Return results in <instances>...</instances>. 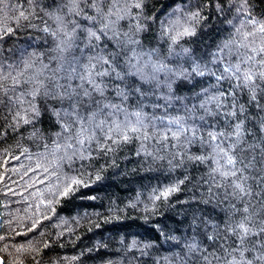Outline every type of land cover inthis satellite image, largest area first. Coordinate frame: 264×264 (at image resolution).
Wrapping results in <instances>:
<instances>
[{
    "label": "trees",
    "instance_id": "obj_1",
    "mask_svg": "<svg viewBox=\"0 0 264 264\" xmlns=\"http://www.w3.org/2000/svg\"><path fill=\"white\" fill-rule=\"evenodd\" d=\"M130 2L121 0L119 14ZM111 3L100 6L108 12ZM79 7L81 15L69 12L68 0H0V75H8L0 90V257L5 264H264L259 259L264 255V81H255L259 88L252 100L250 88L236 87L240 82L234 77L216 78L238 57L254 55L251 49L264 45L257 35L244 41L247 48L233 44L231 53L220 52L224 42L238 44L243 33L253 31L244 21L264 23V0H143L142 8L132 7L131 15L116 25L120 43L109 32L90 44L87 30L99 33V17L90 21L86 17L96 16L95 10L83 2ZM137 24L143 31L135 33ZM185 27L194 35L173 44L171 37ZM8 28L12 31L5 35ZM73 28L76 32L66 35ZM124 33L139 44L123 43ZM134 51L142 55L140 65L148 59L144 54L153 53L154 62L173 71L157 74L160 86L142 82L129 74ZM100 56L111 60L115 71L95 78L105 86L103 98L92 94L101 104L84 98L79 112L86 134L95 139L83 146L73 140V149L57 151L55 144L63 145L65 139L56 134L60 123L72 121L64 116L72 111V102L45 97L43 89L35 100L28 93L36 82L50 91L58 84L60 91L82 93L80 78L91 64H96L95 72L109 67L95 59ZM196 64L205 75L192 72ZM181 71L185 75L177 77ZM18 73L22 83L13 85L11 77ZM120 91L125 95L118 96ZM213 96L222 101L220 107L207 102ZM29 101L38 116L26 115ZM108 104L118 107H103ZM17 112L34 118L18 124ZM55 112H60V122ZM92 112L97 114L89 120ZM80 126L74 124L73 134ZM181 126L188 131L173 138ZM132 127L139 131H130ZM209 132L224 135L212 142ZM124 134L130 137L126 142ZM217 143L234 165L226 163ZM74 149L80 151L73 155ZM72 177L88 187L62 197ZM172 185L179 190L154 199ZM241 223L250 229L242 246ZM133 241L135 248L130 247ZM21 247L25 251L18 252Z\"/></svg>",
    "mask_w": 264,
    "mask_h": 264
},
{
    "label": "snow or ice",
    "instance_id": "obj_2",
    "mask_svg": "<svg viewBox=\"0 0 264 264\" xmlns=\"http://www.w3.org/2000/svg\"><path fill=\"white\" fill-rule=\"evenodd\" d=\"M85 3L87 7L92 8L95 10V12L97 13L96 16H88L86 17V19L90 20V21H97V18L99 17V23H100V28H99V33L96 30H93L91 28H89L87 30V39L89 41V43L91 44V42L93 40L99 41L101 39V36H107L109 32L112 33V36L110 38H117V42L120 43L119 41V36L120 33L116 30V25L119 23V21L129 17L131 15V8L134 7L136 9H140L142 8L143 5V0H131V2L127 5L126 9L124 10V13L121 15L120 13V5H121V0H112L111 5L109 6L108 12H104L103 9L101 8V3H107L108 0H68V5H69V12L75 13L76 15H81L82 14V9H80L79 5L80 3ZM246 8V5H245ZM21 17H24V13L20 14ZM198 14L193 13V16H196ZM59 19V18H58ZM245 25H251V27L253 28V31L250 32H245L243 33V39L237 44V41L235 40H229L224 42L223 47L220 49V52L223 53L224 49H228L229 53L232 52V45L236 44L237 49L239 48H247L249 47V45L247 43H245L244 41H247L249 37H256L257 35H260L261 40H264V23H261L259 21H256L254 19H248L246 21L243 22ZM173 25H178L179 22L178 21H174L172 22ZM76 27H79V25H77ZM174 29L172 27L169 28V34H171V32ZM12 31L11 28H8L4 34H8ZM45 31H47V29H45ZM143 31V25L141 24H137L135 26V33H139ZM76 32V28L72 29V33H66V35H73ZM237 33H240V29H237ZM53 35L55 36L56 33H53ZM194 35V31L190 28V27H185L183 28L181 31H177L175 35H173L171 37L172 39V43L175 44L179 38L183 37V36H192ZM124 37H126V40L123 41V43H125L126 45H137L139 44V41L136 39H133L131 36H129L128 33H124ZM254 43V41H253ZM155 50H153L154 53ZM185 52H187L188 50L185 49ZM251 51L254 53V55H245L244 58H237V63L234 65H228L225 66L223 68V73L224 75L218 76L216 77L217 80H224V79H232L233 77L235 79H237L240 83L236 85V87H245V88H250V90L252 91V96L251 99L255 100L256 99V95H255V91L257 88H259V85H257L255 83L256 80H260V81H264V45L260 46V47H253L251 49ZM153 53H147L144 55L148 56V59L146 61H144V63L142 65L139 64V61L142 59V55H137L135 53V51L133 52V56L128 58V68H129V74L133 75V76H138L139 79L142 82L145 83H151L153 81H155L157 83V86H160L163 82L159 81L157 79V74L164 72V71H168V72H172L173 70L168 68L167 65L163 64V63H158V62H154L152 60V55ZM97 59L98 62H102L103 65H108L109 67L105 68L104 71L101 72H95L92 69H95L96 64H91L88 74L86 76H82L80 79L82 81V83L78 86L80 89H82V93L81 92H77L76 89H71V91L68 90H64V91H60L59 89L62 88L61 85H56V91H50L49 89H47L42 82H36V87H34L32 89V91L30 93H28V95H30L33 100H35V98L37 96H39L41 94V90L43 89V95L45 97H55L58 98L60 100H63L65 98H68L70 100V102H72V111L71 112H64V116H71L72 117V121L68 122V123H60V127H61V132L57 133V137H61L64 136L65 139V143L63 145H61L60 143H56L55 144V150H60L61 148H66V149H73V143H71V141L75 140L76 144H79L81 146L85 145L86 142L91 141L93 139H95L94 136H88L87 133V127L84 124V119L83 117L79 114L80 112V108L81 106L84 104V98H88V103H96V104H101L100 100H93L92 98V94L96 93L98 94L101 98L104 97V92H105V86H103L101 83H97L96 82V77H105V76H109L111 74V72L115 71V68L112 67V61L109 60L108 58H105L103 56L97 57L95 58ZM135 59L137 61L136 64L132 63V60ZM251 63V67H248L246 69H244L242 71L241 66ZM27 66V65H26ZM259 66V67H257ZM151 69V72H147V69ZM192 72L196 73V75L199 76H203L206 73L204 71L200 70V65L196 64L193 66L192 68ZM213 75H215V73H212ZM175 75L177 77H182L185 75V72L181 71V72H177L175 73ZM20 74L18 73L17 76H13L11 77L12 80V84L13 85H19L22 83V81L19 79ZM116 77L117 79H123V76L120 72H116ZM8 79V75L4 74V75H0V90H4L5 89V84L4 81H6ZM84 81L87 82V84L90 86L91 90H89V88L84 87ZM169 89L171 88V85L168 84ZM137 91H139V89H137ZM118 96H123L125 95L122 91L117 93ZM224 94L221 93V96H223ZM18 101L20 103H25V101H23L21 98H17ZM212 101H216L217 102V107L221 106L222 101L220 100L219 97L213 96L209 98V101L207 102H212ZM29 103V108L26 110V115L28 112L35 114V116L39 115V110L37 109L36 105L32 102H27ZM103 107L107 108V107H111V108H116L118 107L117 105L114 104H108V105H103ZM201 107H204V105L202 104ZM243 109H241L242 111ZM97 111H102V108H98ZM57 117V121L60 122L61 121V114L60 112H55L54 113ZM97 113L96 112H92L89 115V120L93 119L95 117ZM235 113H229V115H234ZM134 115L138 116L140 115V113H134ZM16 117H19V120L17 121V123L19 124L20 122L24 123V124H29L31 123V119L34 118H25L24 116H21L20 112L16 113ZM103 123V122H101ZM177 124H179V122H176ZM74 124H80L81 126L75 131V134H73V127ZM100 125H97V127H99ZM119 128V125H116V129ZM132 132H137L139 131L138 128L132 127L131 129H129ZM188 131L187 129H184L182 126L180 128L179 131L177 132H173L172 133V137L173 138H177L178 136L181 135L182 132H186ZM64 134H67L66 136ZM193 135H195V133H193ZM224 133L222 132H209L208 136L210 138V141L212 142H217L219 140V138L221 136H223ZM241 135V125L237 124L235 126V136L237 137V142H239V137ZM167 136L162 137V139H167ZM122 140H124L125 142L128 141L130 139V137L127 134H124L121 137ZM118 141H113V143H117ZM101 147H103V145H101ZM234 147V146H233ZM217 148H219L220 152H224V149L220 147V145L217 143ZM79 149H74L73 150V155H76L77 152H79ZM225 155H227L226 152H224ZM68 159H71V156L67 157ZM80 159H85L86 157L83 155V152H80ZM196 159H203L201 157H197ZM226 163L228 165H234L235 164V160L232 156L227 155V160ZM215 171H219V169H215ZM224 176H229L232 175L234 176L236 173L235 172H223L221 173ZM97 179H100L99 176H97ZM180 183H183V181H181ZM83 186V187H88V185H85L83 183L82 180L76 178V177H72L70 179V182L67 184V187H65L63 189V191L60 193V195L62 197H67L69 196L71 193L76 192L78 187ZM237 188H241V191H243L242 186L237 184L236 185ZM179 190V186L178 185H172L166 189H164L163 191H161L159 193V195H156L154 197L155 200H159L161 198L167 199V197H169L172 193L176 192ZM89 199H95V197H89ZM245 211H247V209H245ZM240 229L241 235H240V244L241 246L244 244V241L246 240V238L250 235V229L249 227L246 226L245 223H241L237 226ZM33 228H35V224L33 225ZM233 231H235V229H233ZM261 232H264V228L260 229ZM254 235V233H252ZM137 246V242L133 241L132 244L130 245L131 248H135ZM151 245H144V247H150ZM44 247H48V245H44ZM18 252L20 251H25V249L23 247L17 249ZM239 251V249H234L233 252ZM244 251H247V249H245ZM244 251H240V256L241 258H243L244 256ZM73 259H76L75 257H73ZM205 259H207V257H205ZM259 259H264V255L260 256ZM0 264H5V259L3 257H0ZM230 264H232V262H230ZM236 264H239V262H236ZM248 264H251V262L249 261Z\"/></svg>",
    "mask_w": 264,
    "mask_h": 264
},
{
    "label": "water",
    "instance_id": "obj_3",
    "mask_svg": "<svg viewBox=\"0 0 264 264\" xmlns=\"http://www.w3.org/2000/svg\"><path fill=\"white\" fill-rule=\"evenodd\" d=\"M0 224H1V216H0Z\"/></svg>",
    "mask_w": 264,
    "mask_h": 264
}]
</instances>
